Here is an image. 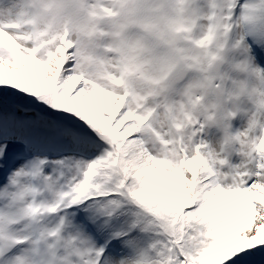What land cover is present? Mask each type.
Listing matches in <instances>:
<instances>
[{
    "label": "snow or ice",
    "instance_id": "6c2138e0",
    "mask_svg": "<svg viewBox=\"0 0 264 264\" xmlns=\"http://www.w3.org/2000/svg\"><path fill=\"white\" fill-rule=\"evenodd\" d=\"M0 264H264V0H0Z\"/></svg>",
    "mask_w": 264,
    "mask_h": 264
}]
</instances>
